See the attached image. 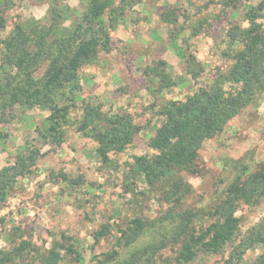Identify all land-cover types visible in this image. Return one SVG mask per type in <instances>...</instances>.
<instances>
[{"label":"rangeland","instance_id":"374dc122","mask_svg":"<svg viewBox=\"0 0 264 264\" xmlns=\"http://www.w3.org/2000/svg\"><path fill=\"white\" fill-rule=\"evenodd\" d=\"M263 1L144 0L119 10L111 30L113 50L101 51L81 69L77 106L67 118L64 142L55 145L41 136L52 112L46 104H22L23 96L18 94L26 75L9 62L3 40L18 24L25 31L54 24L47 37L49 47L64 37V28L86 25V3L0 0V19L6 23L5 29L0 24V173L18 166L19 159L29 156L27 149L39 151L34 164L31 159L22 165L26 167L23 175L14 178L10 171L7 179L10 186L0 204V264H42L41 255L50 257L53 250L61 253L58 264H79L61 248L74 240L80 242L85 264H107L108 255L120 252L119 244L125 242L122 230L135 219H141L147 229L129 253L144 247V242L159 245L163 241L168 246L138 261L164 264L177 255L176 244L167 242L176 225L189 222V228L201 232L216 223L215 207L229 185L244 174L243 168L264 169V87L221 134L204 142L197 174L178 170L152 187L135 166V157L154 154L149 142L175 102L203 89L222 87L232 92L241 88L224 79L234 64V52L244 46L232 42L229 33L234 26L247 27V13ZM115 7H120L119 0ZM168 8L180 16L175 25L161 20ZM106 20L109 25L110 19ZM257 23L264 32V16ZM49 48L34 67L37 82L44 78L55 52V46ZM32 51L35 54L37 49ZM160 61L167 64L165 73L175 84L171 88L160 89L158 77L144 75ZM85 103L107 115H129L139 128L126 150L112 152L107 164L97 156L92 136L101 124L83 128ZM236 216L239 230L233 243L220 253L201 254L194 264H225L232 256V264L264 260V197L253 205L239 203ZM104 226L109 232L97 238ZM23 242L30 247L21 256Z\"/></svg>","mask_w":264,"mask_h":264},{"label":"trees","instance_id":"16d2710c","mask_svg":"<svg viewBox=\"0 0 264 264\" xmlns=\"http://www.w3.org/2000/svg\"><path fill=\"white\" fill-rule=\"evenodd\" d=\"M84 1L86 25L79 24L74 30L64 28L66 31L61 32V34L66 33L64 37L56 38L50 44L55 46V52L52 51L48 70L39 82L32 76L34 67L40 57L50 49L47 37L54 31V24L48 28L40 25L31 31H25L18 24L3 40L9 62L26 75V81L18 94L23 96L22 104L29 106L46 104L45 106H48L52 112L48 117L46 128L41 129V136L46 142L55 145L64 142L67 118L71 110L77 106L75 92L78 89L81 69L93 63L101 51L113 50L111 30L118 19V11L132 8L144 0H119L120 7L117 8L116 0ZM233 2L237 0H232ZM171 10L169 8L165 10L161 20L175 25L179 22L180 16L173 8ZM262 16H264V1L247 13V27L237 25L229 33L232 42H241L244 46L234 52L232 56L234 64L224 75V79L241 88L232 92H227L222 87L203 89L189 96L185 101L175 102L164 113L165 122L149 142L154 154L135 157V166L150 186L158 185L170 173L178 170L197 174L200 150L204 142L221 134L229 121L250 104L255 92L264 87V32L257 23ZM106 18L110 19L109 25ZM0 24L4 29L6 28L2 18ZM34 49L37 51L32 54ZM164 66L167 64L160 61L144 71L145 76L160 79V89L175 85L166 75ZM84 109L83 128L96 122L101 124L94 130L92 136L97 144V156L107 164L110 162L112 152L121 153L126 150L139 132V128L129 115L118 113L107 115L100 107L89 103L84 104ZM25 153L29 156L19 159L18 166L5 168L0 173V204L6 200V189L10 186V181L7 179L12 174L10 171L14 172V178L23 175L26 167L22 165L27 164L31 159L34 164L39 151L27 149ZM242 172L244 174L229 185L226 196L215 207V214L218 216L216 223L204 231L196 232L194 228H189V222H181L171 231V237H164L167 238V242L175 243L177 246V255L173 259L168 258L164 264H194L201 254L220 253L233 243L239 230V218L236 216L238 204L242 202L253 205L264 197V169L257 172L244 167ZM146 229L147 225L141 219H135L129 228L122 230L125 242L119 244L121 251L109 254L105 263L142 264L138 261L142 256L157 254L168 246L163 241L159 245L149 241L144 242L145 246L141 249L129 253L136 243L142 241ZM108 232L109 228L104 226L96 233V237L101 238ZM79 245L80 242L74 240L70 245H63L61 248L74 255L79 264H85ZM29 247V242H23L18 254L22 256L24 250ZM60 258L61 253L55 250L51 252L50 257L41 255L42 264H58ZM232 261L234 256L225 264H232ZM260 264H264V260Z\"/></svg>","mask_w":264,"mask_h":264}]
</instances>
